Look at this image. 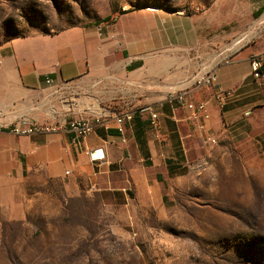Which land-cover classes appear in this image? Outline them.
<instances>
[{
    "label": "crops",
    "instance_id": "obj_1",
    "mask_svg": "<svg viewBox=\"0 0 264 264\" xmlns=\"http://www.w3.org/2000/svg\"><path fill=\"white\" fill-rule=\"evenodd\" d=\"M224 27L231 28L223 33ZM240 27L249 34L254 18L243 15L238 0H225L198 15L114 9L104 22L1 45L0 212L19 219L31 188L49 183L128 196L133 190L126 182L137 186L150 169L185 176L195 142L227 139L236 122L251 123L264 112L250 60L254 54L264 59L262 43L241 50L225 45ZM206 71L228 93L223 108L217 89L191 87ZM184 88L187 103L207 105L209 120L192 121L187 105L167 102ZM148 108L157 113L155 122ZM135 111L120 133L116 117ZM94 117L100 125L84 139L64 130L35 136L9 130L21 119L66 124ZM97 149L104 159L94 161ZM115 175H123L122 185Z\"/></svg>",
    "mask_w": 264,
    "mask_h": 264
},
{
    "label": "rangeland",
    "instance_id": "obj_2",
    "mask_svg": "<svg viewBox=\"0 0 264 264\" xmlns=\"http://www.w3.org/2000/svg\"><path fill=\"white\" fill-rule=\"evenodd\" d=\"M223 1L0 0V46L104 22L114 9L198 15ZM238 1L254 29L237 28L227 49L264 48V0ZM256 85L264 94V81ZM205 140L188 153L185 176L150 169L137 186L126 182L128 196L32 187L19 219L0 212V264H264V112L236 122L227 139Z\"/></svg>",
    "mask_w": 264,
    "mask_h": 264
},
{
    "label": "built area",
    "instance_id": "obj_3",
    "mask_svg": "<svg viewBox=\"0 0 264 264\" xmlns=\"http://www.w3.org/2000/svg\"><path fill=\"white\" fill-rule=\"evenodd\" d=\"M151 11H156V9H149ZM227 52V51H226ZM225 52V53H226ZM231 52V50L229 51ZM224 54V52H223ZM251 69L252 76L256 83L261 85L264 81V59L262 55H252L251 58ZM226 64H229V59L225 60ZM192 88L195 89H217V102L220 108H223L227 102L228 93L218 87V79L215 73L212 71L200 72L192 79ZM188 89L184 88L182 90L175 91L169 94L167 102L170 104H179V105H187V109L190 113V120L197 121V119L201 116L204 120L210 119V113L208 111L207 105L205 103L194 104L187 103L186 92ZM150 112V117L152 122H155L158 118L157 113H155L151 108L147 109ZM138 114V111L127 113L123 116L116 117L117 123L119 125L120 133H124V124L127 121H133L135 116ZM101 118H80L73 120L70 123L63 124H47L40 123L37 121H29L26 119L18 120L9 126V130L12 134L16 136H35L42 134H51L56 133L61 130H64L69 133H73L76 138L84 139L89 134H91L94 129L100 125ZM216 139L207 138L204 143L208 145L209 143L215 144Z\"/></svg>",
    "mask_w": 264,
    "mask_h": 264
},
{
    "label": "water",
    "instance_id": "obj_4",
    "mask_svg": "<svg viewBox=\"0 0 264 264\" xmlns=\"http://www.w3.org/2000/svg\"><path fill=\"white\" fill-rule=\"evenodd\" d=\"M92 160L97 161V160H102L104 159V153L102 149H97L91 152L90 154Z\"/></svg>",
    "mask_w": 264,
    "mask_h": 264
}]
</instances>
